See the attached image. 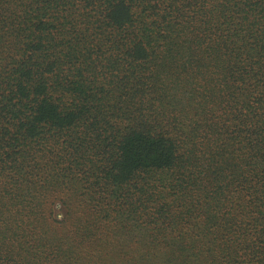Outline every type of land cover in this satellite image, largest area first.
Listing matches in <instances>:
<instances>
[{"label":"trees","instance_id":"16d2710c","mask_svg":"<svg viewBox=\"0 0 264 264\" xmlns=\"http://www.w3.org/2000/svg\"><path fill=\"white\" fill-rule=\"evenodd\" d=\"M0 264H264V0H0Z\"/></svg>","mask_w":264,"mask_h":264}]
</instances>
